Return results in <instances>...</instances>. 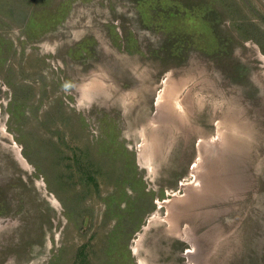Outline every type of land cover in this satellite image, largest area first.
Here are the masks:
<instances>
[{"label": "rangeland", "instance_id": "374dc122", "mask_svg": "<svg viewBox=\"0 0 264 264\" xmlns=\"http://www.w3.org/2000/svg\"><path fill=\"white\" fill-rule=\"evenodd\" d=\"M0 264H264V0H0Z\"/></svg>", "mask_w": 264, "mask_h": 264}, {"label": "trees", "instance_id": "16d2710c", "mask_svg": "<svg viewBox=\"0 0 264 264\" xmlns=\"http://www.w3.org/2000/svg\"><path fill=\"white\" fill-rule=\"evenodd\" d=\"M140 5H143V6H140L139 7V12H140V16H141V18L143 19V21L145 20V21H148V19H150L151 18V16L149 15V13L146 11V5H145V3L143 4L142 2L140 3ZM182 9L183 8H181V9H179L178 11H177V13H175V12H171L170 13V18L169 19H165L164 21H168L167 22V24H169L171 21H174V20H179V21H182V26H184V20H185V15H187V16H189V15H191V13H189V12H185L184 14V16L182 17V16H180V13H182ZM182 17V19H180ZM190 18L191 19H193L194 17L193 16H190ZM207 25H208V27H206L207 28V30L206 31H204L203 33H205L206 34V38H207V35H208V33H207V31H208V28L210 29V31H212L213 29L212 28H210V22L208 21H204ZM172 23V22H171ZM203 31V30H202ZM213 34V33H212ZM213 37L214 38H212L211 37V39L210 40H208V43L211 45H213L214 46V44H215V42H216V40H217V36L216 35H213ZM212 46V47H213ZM211 50H213V49H211ZM110 205H111V203H110ZM113 210V209H112ZM113 212V211H112Z\"/></svg>", "mask_w": 264, "mask_h": 264}, {"label": "bare ground", "instance_id": "6f19581e", "mask_svg": "<svg viewBox=\"0 0 264 264\" xmlns=\"http://www.w3.org/2000/svg\"><path fill=\"white\" fill-rule=\"evenodd\" d=\"M173 89H174V88H173ZM177 89H179V88H177ZM169 92H171V90H170ZM174 92H176V91H174ZM171 94H172V93H171ZM171 94H170V95H171ZM166 96H167V93L165 92L164 94H161L160 99H163V98H164L163 100H165V99H166ZM178 97H179V96H178ZM176 98H177V97H176ZM171 99H173V98H171ZM169 101H170V100H169ZM177 103H178V101H177ZM177 103H176V104H177ZM177 105H178L177 107L182 108V107H181V104L178 103ZM175 107H176V106H175ZM178 110H179V109H178ZM182 111H183V110H182ZM221 127H222V126H221ZM225 136H226V135H225ZM213 140H214V139H213Z\"/></svg>", "mask_w": 264, "mask_h": 264}]
</instances>
